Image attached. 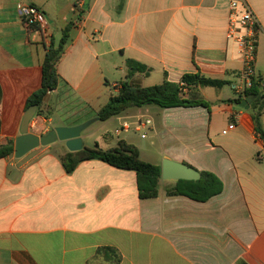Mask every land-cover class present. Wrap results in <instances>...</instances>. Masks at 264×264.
<instances>
[{
	"label": "crops",
	"instance_id": "obj_1",
	"mask_svg": "<svg viewBox=\"0 0 264 264\" xmlns=\"http://www.w3.org/2000/svg\"><path fill=\"white\" fill-rule=\"evenodd\" d=\"M232 2L246 3L258 18L256 74L264 82V0H0V147L20 136L47 49L69 24L59 84L30 123L34 135L97 118L124 82L149 87L189 74L229 81L185 94L208 108H130L101 121L117 122L118 139L106 131L103 147L94 144L107 151L124 140L145 162L161 167L168 159L212 173L220 194L194 201L168 193L176 181L161 177L158 196L141 199L134 171L90 160L67 173L64 142L11 155L0 159V264H264V145L253 116L226 103L239 97L243 67L239 45L227 37ZM22 4L43 10L48 36L25 25ZM128 60L150 73L130 76ZM116 73L125 80L111 83ZM58 116L75 120L56 123ZM142 117L151 125L139 127ZM125 124L130 129L117 133ZM103 248L114 249L110 260Z\"/></svg>",
	"mask_w": 264,
	"mask_h": 264
},
{
	"label": "trees",
	"instance_id": "obj_2",
	"mask_svg": "<svg viewBox=\"0 0 264 264\" xmlns=\"http://www.w3.org/2000/svg\"><path fill=\"white\" fill-rule=\"evenodd\" d=\"M71 27L72 24H69L63 30L62 38L58 44L51 42L48 47L42 64L41 88L28 98L26 110L33 105H37L39 107L38 115H40V108L44 98L49 92L57 89L59 84L57 63L69 41ZM127 65L131 70L130 76L137 73L148 75L151 71L147 66L136 61L128 60ZM261 83L262 79H254L252 86L245 91V97L254 99L251 106L256 111V117H253L255 120V131L258 136V142L264 145V129L260 122L261 112L264 108V86ZM228 84L229 81L205 78L199 74L185 75L179 83L164 81L162 84L149 87L134 86L128 82H124L121 85L119 93L113 95L108 103L98 112V118L100 121H107L130 108H143L147 106H157L160 108L203 106L208 108L210 106L209 102L198 99H187L186 95L183 94V89L186 88L188 91L195 87L221 89ZM242 100V97H238L228 100L226 103H240ZM14 148V143L0 147V159L14 155ZM258 159L261 160L260 156ZM90 160H101L115 168L134 171L137 175L139 197L141 199H149L158 196L161 167L143 161L140 158L138 149L129 145L124 140H120L118 148L113 150L104 151L96 144L93 148L84 147L79 152L67 151L61 156L62 164L67 173H72L80 163ZM200 174L201 179L198 181H177L174 188L168 193L183 195L198 202H206L223 191L222 182L214 174L209 172H200ZM113 252L115 251L112 248H103L99 251L108 260L111 259L109 254ZM240 264L247 263L241 262Z\"/></svg>",
	"mask_w": 264,
	"mask_h": 264
},
{
	"label": "built area",
	"instance_id": "obj_3",
	"mask_svg": "<svg viewBox=\"0 0 264 264\" xmlns=\"http://www.w3.org/2000/svg\"><path fill=\"white\" fill-rule=\"evenodd\" d=\"M18 10L27 27L37 28L45 36L49 35L50 26L42 9L32 4H22L19 5ZM260 28L258 18L246 3L242 5L239 2L231 3L227 37L239 45L243 67L239 72L240 83L236 87V90L239 97L243 99L247 98L245 97V91L252 86L254 79L257 78L256 63ZM261 84L264 86V82ZM187 92L186 88L183 89V94ZM137 125L139 127H147L151 125V121L142 117L137 122ZM234 128V124L230 125L228 130L224 131L223 134H227ZM129 129V126L125 124L121 130H117V133L128 131Z\"/></svg>",
	"mask_w": 264,
	"mask_h": 264
},
{
	"label": "water",
	"instance_id": "obj_4",
	"mask_svg": "<svg viewBox=\"0 0 264 264\" xmlns=\"http://www.w3.org/2000/svg\"><path fill=\"white\" fill-rule=\"evenodd\" d=\"M253 100L249 97L235 105L238 110H244L256 117V112L251 108ZM37 110L38 106L33 105L24 112L20 124V136L15 141L14 156L16 159L25 157L39 147H47L56 142H64L69 152L82 151L84 149L83 132L100 120L97 117L74 127H56L44 136H37L30 133V123L36 116ZM161 177L166 181H198L201 179V174L185 164L166 159L162 164Z\"/></svg>",
	"mask_w": 264,
	"mask_h": 264
},
{
	"label": "rangeland",
	"instance_id": "obj_5",
	"mask_svg": "<svg viewBox=\"0 0 264 264\" xmlns=\"http://www.w3.org/2000/svg\"><path fill=\"white\" fill-rule=\"evenodd\" d=\"M115 80H125V77L119 73H116L114 75V77H111L109 79V81L112 83ZM207 89H211V88H207ZM58 117H59V119L57 117L55 119L56 123H58L60 120L62 122L63 121L65 122L67 120H70V122H73L75 120V118L73 116H71V117L68 116L67 118H65L64 116H58ZM117 127H118V124L115 120L113 122H110V124H103V122H101V121L95 122L85 132V134L89 135V137H90V138L85 139V145L87 147L93 148V147H95V145H94L95 141H99L102 145L104 142L103 136H104L106 131L111 132L115 140L118 139V137L115 134V129ZM143 134H146L148 136L147 140L151 136L149 130H144ZM102 147H103V145H102ZM161 169H162V166H161Z\"/></svg>",
	"mask_w": 264,
	"mask_h": 264
}]
</instances>
